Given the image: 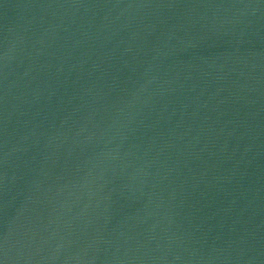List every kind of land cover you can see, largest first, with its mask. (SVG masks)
<instances>
[{
    "label": "water",
    "instance_id": "95a60500",
    "mask_svg": "<svg viewBox=\"0 0 264 264\" xmlns=\"http://www.w3.org/2000/svg\"><path fill=\"white\" fill-rule=\"evenodd\" d=\"M4 264H264V0H0Z\"/></svg>",
    "mask_w": 264,
    "mask_h": 264
},
{
    "label": "snow or ice",
    "instance_id": "6c2138e0",
    "mask_svg": "<svg viewBox=\"0 0 264 264\" xmlns=\"http://www.w3.org/2000/svg\"><path fill=\"white\" fill-rule=\"evenodd\" d=\"M0 264H4V260L3 259H0Z\"/></svg>",
    "mask_w": 264,
    "mask_h": 264
}]
</instances>
